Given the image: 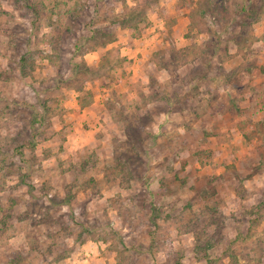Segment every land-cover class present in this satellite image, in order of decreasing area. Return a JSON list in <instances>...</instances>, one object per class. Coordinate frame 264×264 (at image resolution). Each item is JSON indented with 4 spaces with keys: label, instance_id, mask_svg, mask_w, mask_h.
I'll return each mask as SVG.
<instances>
[{
    "label": "rangeland",
    "instance_id": "374dc122",
    "mask_svg": "<svg viewBox=\"0 0 264 264\" xmlns=\"http://www.w3.org/2000/svg\"><path fill=\"white\" fill-rule=\"evenodd\" d=\"M0 264H264V0H0Z\"/></svg>",
    "mask_w": 264,
    "mask_h": 264
},
{
    "label": "trees",
    "instance_id": "16d2710c",
    "mask_svg": "<svg viewBox=\"0 0 264 264\" xmlns=\"http://www.w3.org/2000/svg\"><path fill=\"white\" fill-rule=\"evenodd\" d=\"M83 68H85V67H83Z\"/></svg>",
    "mask_w": 264,
    "mask_h": 264
}]
</instances>
